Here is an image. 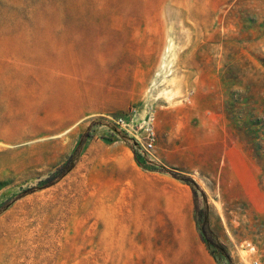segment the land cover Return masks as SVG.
<instances>
[{
	"label": "rangeland",
	"instance_id": "374dc122",
	"mask_svg": "<svg viewBox=\"0 0 264 264\" xmlns=\"http://www.w3.org/2000/svg\"><path fill=\"white\" fill-rule=\"evenodd\" d=\"M254 261L264 0H0V264Z\"/></svg>",
	"mask_w": 264,
	"mask_h": 264
},
{
	"label": "built area",
	"instance_id": "2783aa9c",
	"mask_svg": "<svg viewBox=\"0 0 264 264\" xmlns=\"http://www.w3.org/2000/svg\"><path fill=\"white\" fill-rule=\"evenodd\" d=\"M141 111L137 106L131 107L129 110L117 114L115 116H106L105 121L109 124L116 126H128L127 123L135 122L134 138L137 141V145L140 146L142 152L150 153L154 148V144L157 140V133L154 125V114L153 111L147 109L144 116L140 117ZM253 264H258L257 261H254Z\"/></svg>",
	"mask_w": 264,
	"mask_h": 264
},
{
	"label": "crops",
	"instance_id": "0c3cea01",
	"mask_svg": "<svg viewBox=\"0 0 264 264\" xmlns=\"http://www.w3.org/2000/svg\"><path fill=\"white\" fill-rule=\"evenodd\" d=\"M104 105H97L96 107H92L89 109H86L85 111H82V113L79 116L80 120H83L84 118H86L89 115H93V114H97V113H101L103 111H105L106 109L103 107Z\"/></svg>",
	"mask_w": 264,
	"mask_h": 264
}]
</instances>
